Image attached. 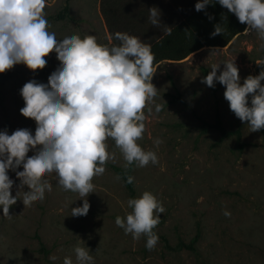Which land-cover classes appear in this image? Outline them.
I'll use <instances>...</instances> for the list:
<instances>
[{"label":"rangeland","instance_id":"374dc122","mask_svg":"<svg viewBox=\"0 0 264 264\" xmlns=\"http://www.w3.org/2000/svg\"><path fill=\"white\" fill-rule=\"evenodd\" d=\"M98 1L48 0L44 16L53 26L66 5L65 18L91 7L96 12ZM260 43L256 31H244L224 48H202L156 68L151 83L157 95L144 109L145 130L137 143L154 151L158 160L144 167L134 164L131 172L135 197L150 191L165 209L154 228L159 238L154 249L145 247L146 237L135 240L115 224L117 216L125 217L131 209L112 169L125 168V161L109 139L113 159L103 175L92 179L95 187L86 197L90 207L85 216L70 215L83 198L62 190L55 173L44 177L52 190L42 201L24 205L20 195L10 216L0 212V264H63L66 256L76 264L73 249L84 245L93 264H264V133L250 132L247 122L234 115L223 85L202 82L213 64L220 63L219 75L223 62L233 59L241 84L254 76L255 62L264 58ZM54 68L49 62L35 70L17 64L0 73V131L11 135L27 126L34 132L35 118L19 111L24 106L20 89L31 79L47 81ZM155 104L163 106L159 113ZM157 138L159 145L154 144ZM8 175L14 180L13 195L29 190L27 184L18 187L22 177L15 170ZM194 238V251L178 248Z\"/></svg>","mask_w":264,"mask_h":264},{"label":"clouds","instance_id":"9594fccd","mask_svg":"<svg viewBox=\"0 0 264 264\" xmlns=\"http://www.w3.org/2000/svg\"><path fill=\"white\" fill-rule=\"evenodd\" d=\"M48 0H0V73L14 65L23 64L35 70L47 61V50L54 49L60 63L49 74L47 81L31 79L20 89L24 106L20 113L34 117L35 130L23 127L12 132L0 131V212L11 215V207L23 196V204L42 201L52 190L44 177L55 173L57 183L64 191L78 193L82 206L71 208V216H85L89 211L86 197L94 192L92 179L103 175L105 164L113 159L107 140L114 141L127 168L135 164L144 167L157 163L154 151H145L137 141L142 138L146 119L144 109L154 102L157 88L151 83L155 72L151 46L138 37L116 32L107 37L109 44L97 43L94 35L66 34L58 37L44 16ZM216 3L233 13L246 24L245 32L256 31L264 50V0H216ZM210 0H197L196 11L205 9ZM149 21L153 26L160 22V11L151 7ZM211 19V17H209ZM168 34H171L169 29ZM220 34L215 26L212 35ZM119 43H111L112 40ZM261 66L258 75H249L241 84L239 70L231 61L213 64L202 82L214 87L218 81L224 86L223 96L229 109L250 132L264 129V58L255 62ZM155 104V113L162 110ZM152 113L153 109L148 108ZM162 143L154 140L155 145ZM40 147L28 154L31 147ZM23 167H17L18 165ZM13 169L22 177L29 190L11 192L14 180L8 175ZM120 179L119 176L116 177ZM134 177L126 176L132 184ZM131 209L125 217L117 216L115 224L135 240L146 237L145 247L155 248L158 235L154 228L165 211L162 203L150 191L129 198ZM229 216L228 211L224 212ZM82 241V240H81ZM76 264H93L89 249L75 246ZM55 260V256L50 257ZM63 264H73L66 256Z\"/></svg>","mask_w":264,"mask_h":264},{"label":"trees","instance_id":"16d2710c","mask_svg":"<svg viewBox=\"0 0 264 264\" xmlns=\"http://www.w3.org/2000/svg\"><path fill=\"white\" fill-rule=\"evenodd\" d=\"M196 2L197 0H100V12L109 29L113 24L119 25L127 31L136 32V37L151 46L154 67L163 61L180 62L202 48H224L244 32L247 25L240 23L233 13L216 3V0H210L211 4L201 11L195 10ZM151 7H156L161 13V24L158 26H153L149 21L148 9ZM67 12L66 5L62 12L56 14L55 19H64V13ZM215 26L220 28L218 35H212ZM260 71L261 66L257 65L254 76ZM261 83L264 84V81ZM259 131L264 133V129ZM133 165L127 168L112 166L129 198H135L134 182L128 184L125 181L126 176L131 175ZM196 239L189 244L179 243L178 248L194 251Z\"/></svg>","mask_w":264,"mask_h":264},{"label":"crops","instance_id":"0c3cea01","mask_svg":"<svg viewBox=\"0 0 264 264\" xmlns=\"http://www.w3.org/2000/svg\"><path fill=\"white\" fill-rule=\"evenodd\" d=\"M86 0H84L85 3ZM89 1V0H88ZM83 3V4H84ZM90 9V10H89ZM50 26H52L50 24ZM56 29L58 37H63L66 34H78L83 38L85 35H94L97 39V43L108 45L109 41L107 37L116 32H124L129 35L135 36L136 32H130L119 25H112L111 29L108 28L103 15L100 12V0L98 1L96 12L93 7L80 12H71L66 18L62 20H57V22L52 26ZM111 43H119V41L112 40ZM47 63L55 64L56 66L60 63L59 58L56 56L54 49L47 50ZM171 62V61H163ZM162 63V62H161ZM157 64L154 66V70L158 67Z\"/></svg>","mask_w":264,"mask_h":264}]
</instances>
